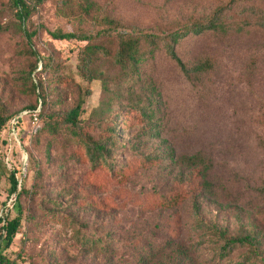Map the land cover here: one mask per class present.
Masks as SVG:
<instances>
[{"label": "rangeland", "instance_id": "374dc122", "mask_svg": "<svg viewBox=\"0 0 264 264\" xmlns=\"http://www.w3.org/2000/svg\"><path fill=\"white\" fill-rule=\"evenodd\" d=\"M83 1L46 0L19 27L8 0H0V109L14 117L0 132V213L21 217L2 255L17 264L237 263L245 250L219 258L222 242L200 228L202 220L228 237L260 231L262 259L246 264H264V31L255 23L264 21V0H90L91 14ZM219 6L226 7L222 20L232 31L180 39L178 58L188 69L200 67L184 75L160 37ZM102 17L121 32L155 34V44L141 43L145 55L131 77L104 60L102 77L86 82L75 68L84 43L49 33L95 34L107 27ZM25 31L35 32L30 41ZM35 60L30 77L51 106L43 116L79 101L83 131L93 140L106 135L112 119L125 121L111 151L113 173L83 161L76 139L63 129H41L43 117L32 116L27 107L37 102L34 113L42 109L25 74ZM48 61L52 70H40ZM148 99L149 117L130 111ZM195 154L210 165V185L197 198L200 181L181 162ZM12 168L30 192L16 202L7 180ZM81 235L99 236L111 247L98 251Z\"/></svg>", "mask_w": 264, "mask_h": 264}, {"label": "trees", "instance_id": "16d2710c", "mask_svg": "<svg viewBox=\"0 0 264 264\" xmlns=\"http://www.w3.org/2000/svg\"><path fill=\"white\" fill-rule=\"evenodd\" d=\"M45 1L46 0H32L31 4H29L26 0H8L7 5L13 15L14 21L20 27L21 25H25L30 19L35 7L43 4ZM83 5L82 10L84 13L91 14V12L94 11L95 4L90 0H84ZM225 8L226 7L224 6H219L213 10L208 17L201 18L198 22L192 24H186L160 37V43L165 54L178 65L180 71L184 75H189L191 72L200 70V67L192 69L186 68L175 52V45L180 39L190 34L199 35L203 32L209 31L224 34L232 31V25H228L222 20ZM102 23L107 27L100 29L95 34L88 35L76 32L49 34L53 39L76 40L84 43L77 50V63L75 65L77 74L84 81L91 82L102 77V73L98 70V67L104 60L110 61L115 67L120 69L124 77H131V75L137 73L145 55V51L141 50V43H147L150 46H154V40L156 38L155 34L143 32L136 28H131L128 32L118 31L114 27L112 20L107 19L106 17H102ZM255 23L262 31H264V21L260 20ZM233 26H237V23ZM236 30L237 27L234 31ZM34 34L35 32L28 33L25 31V36L28 41H30ZM98 38H101V40H98ZM29 50L30 54H32V50ZM36 68L37 64L35 60L32 66L26 70L25 74L29 83L28 89L34 94V96H36L37 100L40 99L42 109L37 113H34L38 106L37 102L27 108L31 114L33 113L32 116L34 115L35 118L38 117L39 120L41 119V122L43 117L44 120L41 129L44 128L51 133L56 132L58 129H63L72 138L78 141L82 152L80 158H82L83 161L89 162L93 168H104L113 173V163L110 160L111 151L117 146L116 131L118 128L125 126L123 125L125 121L123 120L122 123L117 124L115 119H112L111 124L106 127V135L101 140H93L83 131V125L79 119L82 112L81 103L79 101L65 111H49L43 116L42 112L44 107H47V110H50L51 106L46 104V97L42 92V89L36 91L38 86L30 77ZM40 70L51 71V62L48 61L42 63ZM104 89L107 91L106 86ZM150 107L151 100L148 99L145 106L134 105L130 111H136L139 115L149 117ZM13 118L12 114H5L3 110L0 109V132ZM19 121L20 120L17 121V125L19 124ZM3 142L4 140L1 141V143ZM49 147L50 144H47L46 150H48ZM181 162L187 163L192 169H194L196 176L200 181V191L195 198L203 196L210 185L206 180L210 165L204 161V157L201 154L184 157L181 159ZM17 172V169L12 168L7 174L9 194L15 195V202L22 194L30 195V192L24 188L22 183L20 184L18 182ZM262 188L264 189V186ZM192 208L195 217H199L200 206L196 200L192 201ZM199 225L201 229H206L209 234L215 236L222 242V244L216 249L219 258H227L235 250L244 249V253L239 256V260L234 264H246L253 259H262L261 246L263 235L260 231L243 230L228 237L225 230H221L214 224H206L202 220H199ZM20 226V215L11 218H8L7 215H0V237L4 242L2 248H0V264H17L2 255V251L9 248L14 237L18 233ZM80 237L82 238V242L94 246L98 251H108L111 247V243H106V241L104 243L99 236L92 240L85 235H81Z\"/></svg>", "mask_w": 264, "mask_h": 264}, {"label": "water", "instance_id": "95a60500", "mask_svg": "<svg viewBox=\"0 0 264 264\" xmlns=\"http://www.w3.org/2000/svg\"><path fill=\"white\" fill-rule=\"evenodd\" d=\"M17 119H18V118L15 117V119H14V122H15V123L17 122ZM15 123H14V124H15ZM13 133H14V135H15L14 127H13Z\"/></svg>", "mask_w": 264, "mask_h": 264}, {"label": "built area", "instance_id": "2783aa9c", "mask_svg": "<svg viewBox=\"0 0 264 264\" xmlns=\"http://www.w3.org/2000/svg\"><path fill=\"white\" fill-rule=\"evenodd\" d=\"M13 122H14V120H13ZM0 215H1V213H0Z\"/></svg>", "mask_w": 264, "mask_h": 264}]
</instances>
